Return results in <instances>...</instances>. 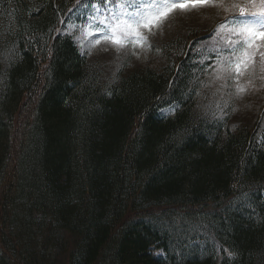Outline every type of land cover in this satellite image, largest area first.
I'll return each mask as SVG.
<instances>
[{"label":"trees","instance_id":"16d2710c","mask_svg":"<svg viewBox=\"0 0 264 264\" xmlns=\"http://www.w3.org/2000/svg\"><path fill=\"white\" fill-rule=\"evenodd\" d=\"M76 1L0 0V264H264V111L207 107L185 32L107 80Z\"/></svg>","mask_w":264,"mask_h":264},{"label":"rangeland","instance_id":"374dc122","mask_svg":"<svg viewBox=\"0 0 264 264\" xmlns=\"http://www.w3.org/2000/svg\"><path fill=\"white\" fill-rule=\"evenodd\" d=\"M77 2V1H76ZM75 2V3H76ZM95 2L104 3L99 6ZM121 0H80L74 6V20L62 27L60 32L72 34L81 52L89 56L90 59L98 60L105 70L107 80L111 79L118 72L133 70L139 65L149 66L159 70L164 64V57L161 53V44L172 42L185 32L183 37L188 40V45L197 37L209 36V40L203 44L211 52L216 53L213 64L206 66V73L203 75L204 90L207 107L218 114L233 113L234 124L238 126H248L249 116L256 117L264 111V72L260 69V58H255V67L249 68L244 76L239 78H218L219 69L224 66L225 58L231 56L230 49L226 46L227 33L217 34V26L226 23V16H231V11L224 8L201 7L189 11H181L179 7L172 11L159 26L151 29H142L147 40L140 45L129 44L124 48H117L111 43L104 41L103 36L97 29H103L100 23L107 17L111 20L113 14L120 15L121 12H132L133 7L120 9L118 4ZM139 3V0H136ZM179 4L191 3L192 0H174ZM234 0H224L227 6ZM131 3V0H129ZM79 11H84L85 16L80 17ZM91 22L92 28L88 25ZM92 32L89 36L86 33ZM100 40V43H96ZM204 71V72H205ZM221 76L224 74L220 73ZM237 85L244 88L243 92L238 93ZM167 108L166 113L173 111ZM179 221V218H177ZM178 226V225H177Z\"/></svg>","mask_w":264,"mask_h":264},{"label":"snow or ice","instance_id":"6c2138e0","mask_svg":"<svg viewBox=\"0 0 264 264\" xmlns=\"http://www.w3.org/2000/svg\"><path fill=\"white\" fill-rule=\"evenodd\" d=\"M111 2V0H108ZM120 9L133 7L132 12L113 14L111 20L107 17L100 21L104 25L100 31L103 39L117 48L129 44L140 45L147 40L142 29H151L168 17L179 7L181 11H189L201 7L224 8L233 15L226 23L217 26V34L227 33L226 46L231 56L225 58L224 66L219 69L218 78H239L244 76L249 68L255 67V58H260V69L264 72V0H234L229 5L224 0H192L191 3L177 5L174 0H121ZM92 28L91 22L88 25ZM91 36L92 32H87ZM100 43V40H96ZM220 73L224 74L223 76ZM238 93L244 88L237 85Z\"/></svg>","mask_w":264,"mask_h":264}]
</instances>
